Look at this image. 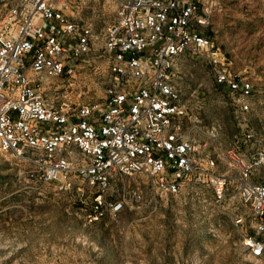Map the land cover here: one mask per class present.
Here are the masks:
<instances>
[{
	"label": "built area",
	"instance_id": "2783aa9c",
	"mask_svg": "<svg viewBox=\"0 0 264 264\" xmlns=\"http://www.w3.org/2000/svg\"><path fill=\"white\" fill-rule=\"evenodd\" d=\"M71 4L16 0L0 16V151L34 166L58 190L86 196L88 224L115 220L139 202V192L125 186L136 175L146 176L154 207L189 183L206 184L218 200L231 185L242 208L233 217L239 242L261 259L264 146L214 154L210 142L221 127L205 123L211 89L242 130L264 105L205 33L220 4L117 0L100 40ZM196 57L210 69L200 80L186 69ZM79 67L105 73L102 106L61 102L54 81ZM224 164L232 176L218 174Z\"/></svg>",
	"mask_w": 264,
	"mask_h": 264
},
{
	"label": "rangeland",
	"instance_id": "374dc122",
	"mask_svg": "<svg viewBox=\"0 0 264 264\" xmlns=\"http://www.w3.org/2000/svg\"><path fill=\"white\" fill-rule=\"evenodd\" d=\"M16 0H0V16ZM220 7L205 31L224 53L232 70L264 91V0H216ZM117 0H72V11L91 23L100 40L114 18ZM196 78L203 76L194 67ZM207 71V70H206ZM107 78L102 71L81 67L72 78L54 81L61 102L102 106ZM201 93V92H200ZM264 94V93H263ZM217 92L207 98L205 123L219 121L211 151L226 152L264 146V126L240 129L228 108L217 104ZM251 134V137L248 135ZM238 135V139H234ZM238 141V143H236ZM218 174L230 177L224 164ZM146 176L126 180L139 202L113 220L88 224L89 199L75 191L58 190L44 182L34 166L0 151V264H264L253 260L240 244L233 217L242 210L233 186L221 200L206 184L189 183L182 194L154 207L147 195ZM129 198V196H128Z\"/></svg>",
	"mask_w": 264,
	"mask_h": 264
},
{
	"label": "crops",
	"instance_id": "0c3cea01",
	"mask_svg": "<svg viewBox=\"0 0 264 264\" xmlns=\"http://www.w3.org/2000/svg\"><path fill=\"white\" fill-rule=\"evenodd\" d=\"M195 66H200L201 73H205V72L210 70L209 66L206 64V62H203L201 58L196 57L195 61L193 63L187 64V66H186V69H189V71L194 74L195 78H196V72L194 69ZM256 76L258 78L264 76V70H258ZM245 77L250 79L252 84L254 85V81L252 78H250L247 75ZM263 93H264V91H263ZM263 93L261 92L260 95H257V98H258V100L263 101V103H264V94ZM250 121L252 124H261L264 126V105H261L259 107V110H254V112L250 116Z\"/></svg>",
	"mask_w": 264,
	"mask_h": 264
}]
</instances>
